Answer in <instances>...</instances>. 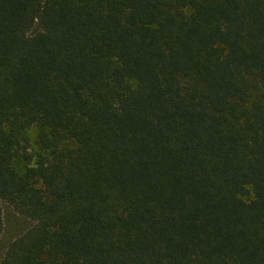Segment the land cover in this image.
<instances>
[{"label":"trees","instance_id":"16d2710c","mask_svg":"<svg viewBox=\"0 0 264 264\" xmlns=\"http://www.w3.org/2000/svg\"><path fill=\"white\" fill-rule=\"evenodd\" d=\"M4 205L0 264H264V0H0Z\"/></svg>","mask_w":264,"mask_h":264},{"label":"rangeland","instance_id":"374dc122","mask_svg":"<svg viewBox=\"0 0 264 264\" xmlns=\"http://www.w3.org/2000/svg\"><path fill=\"white\" fill-rule=\"evenodd\" d=\"M36 127L28 129V135L33 140L36 136ZM4 220L5 227L0 238V253L5 248L6 244L17 234L21 227L25 224L24 220L19 218L9 206L4 205Z\"/></svg>","mask_w":264,"mask_h":264}]
</instances>
